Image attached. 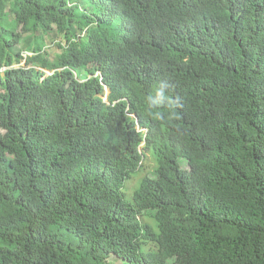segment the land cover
Listing matches in <instances>:
<instances>
[{
  "label": "trees",
  "instance_id": "1",
  "mask_svg": "<svg viewBox=\"0 0 264 264\" xmlns=\"http://www.w3.org/2000/svg\"><path fill=\"white\" fill-rule=\"evenodd\" d=\"M84 1L0 0V264H264V0Z\"/></svg>",
  "mask_w": 264,
  "mask_h": 264
},
{
  "label": "clouds",
  "instance_id": "2",
  "mask_svg": "<svg viewBox=\"0 0 264 264\" xmlns=\"http://www.w3.org/2000/svg\"><path fill=\"white\" fill-rule=\"evenodd\" d=\"M72 5V4H71ZM80 12H82L83 14H85V15H88V16H91V15H93L94 14V10H93V8L91 7V5H90V3H89V1L88 0H85L83 3H82V9H80L79 10ZM84 33L85 32H83V35H84ZM55 37V36H54ZM56 39L52 42V43H54V44H51V48H53L57 43H59L61 40H60V37H55ZM22 53V56L25 58V57H27V56H31L32 54L31 53H29L28 51L27 52H21ZM2 70H4V68L2 69ZM44 73L46 74V75H50L51 73L50 72H47V71H44ZM98 73H96L94 76H96ZM89 77V76H88ZM82 81H84V79L82 80ZM81 81V82H82ZM104 99H105V97H104ZM149 247H146V249H148Z\"/></svg>",
  "mask_w": 264,
  "mask_h": 264
},
{
  "label": "rangeland",
  "instance_id": "3",
  "mask_svg": "<svg viewBox=\"0 0 264 264\" xmlns=\"http://www.w3.org/2000/svg\"><path fill=\"white\" fill-rule=\"evenodd\" d=\"M17 48H20V47L18 46ZM23 49H24L23 50V52H24L26 50V47L23 48ZM78 76L80 77V79H83L84 78V73L81 72ZM134 185H135V183L133 182L132 186H134ZM136 188H137V186H136ZM0 244H1V241H0ZM104 264H121V261L117 260L113 255H110L109 258L106 260V262ZM122 264H124V263H122Z\"/></svg>",
  "mask_w": 264,
  "mask_h": 264
}]
</instances>
